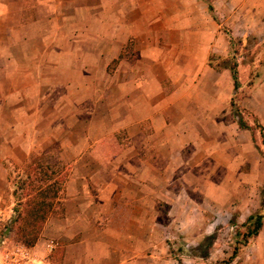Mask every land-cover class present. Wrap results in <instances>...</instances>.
Listing matches in <instances>:
<instances>
[{"label": "crops", "instance_id": "obj_1", "mask_svg": "<svg viewBox=\"0 0 264 264\" xmlns=\"http://www.w3.org/2000/svg\"><path fill=\"white\" fill-rule=\"evenodd\" d=\"M252 36L264 37V0H0V103L9 109L0 105V127L21 126L13 99L44 103L49 87H62L74 96H58L72 103L62 117L73 119L71 133L80 132L66 144L74 156L59 216L47 218L32 246L42 264L172 263L160 253L158 211L176 193L162 191V183L184 176L181 165L217 156L219 145H252L245 128L224 118L232 99L264 126V73L250 77L256 61L246 78L243 63L233 62L234 88L230 65L214 59L227 56L230 41ZM16 73L25 81H15ZM22 155L27 162L29 152ZM249 176H240L241 187L256 183ZM236 190L249 217L255 194ZM241 256L240 264H264V216Z\"/></svg>", "mask_w": 264, "mask_h": 264}, {"label": "rangeland", "instance_id": "obj_2", "mask_svg": "<svg viewBox=\"0 0 264 264\" xmlns=\"http://www.w3.org/2000/svg\"><path fill=\"white\" fill-rule=\"evenodd\" d=\"M240 40L230 41L227 56L214 57L215 61L219 65L224 63L231 65L239 60L245 67L241 70L243 77L246 78L250 72L247 64L255 60V68L251 69L250 77L260 78L264 73V37L252 36L246 42H243V39ZM20 53L18 51L17 59L22 58ZM18 64L20 69H24V62ZM14 78H16L15 81H19L20 78V82L25 81L24 76L22 80V76L20 77L18 73ZM27 79L30 81L29 78ZM18 85L21 87V83ZM48 92L49 100L44 103L35 99L21 100L20 97L13 99L9 105L11 108L18 109L20 114L18 120L21 126L18 127L17 132L15 130L9 132L8 128L0 127V218L3 222L12 223L13 209L18 206L19 199L23 198L21 201H24L30 194L34 195L36 191L34 192L33 188L42 186L39 180L41 174L38 173L40 169L30 176L34 179V183L32 185L28 183L27 165L48 164L51 168L62 166L67 170L70 169L69 164L74 152L67 149L72 145L66 144L75 141L80 132L71 133L73 119L67 116L62 117L63 113L72 109L70 106L72 103L60 101L58 96L64 93L74 97L73 92L71 90L68 92L62 87H49ZM243 95L244 90L241 93L238 92L235 97L238 100ZM0 105L5 112H8V104L1 102ZM236 105L237 107H230V112L224 118L229 122H235V109L238 108L237 113L242 115V121L250 126L245 129L240 128L249 132L252 145H219L220 153L217 156L202 159V163L197 166L181 165L180 173L185 175L179 178L184 177L185 181H179L177 178L176 183H174L175 179L169 182L170 184L162 183V191L169 190L170 186L172 187L170 189L176 193V196L167 193L165 198L160 200L161 207L158 211L161 222L160 253L163 259L166 257L174 259L169 264H240L242 248L249 239L245 241L246 238L243 236L246 232L248 213H241L239 204L245 205L247 198H233V190L237 188L239 197L240 191L244 192L246 197L250 192L251 197L255 194L256 212L250 215L261 214L260 212L264 210L263 206L260 207L264 202V182H260L264 178V168L261 167L264 164V126L250 117L244 108L240 111L241 103L236 101ZM62 107L64 108L59 111L58 109ZM82 108L88 109V102L83 104ZM30 111L34 112L33 117H26L25 115ZM41 113H47L48 117H42ZM5 120L8 121V119ZM80 128L81 125L76 127V129ZM9 142L17 145H9ZM14 146L16 150H12ZM19 147L22 149L17 150ZM113 149L112 145V148L108 147L106 151L111 153ZM24 152H29L28 157H30L27 162L22 159ZM250 163L253 165L252 169ZM246 174L252 175L249 178L254 179L256 183L244 182L251 186L241 187L240 176ZM199 177L206 181H197ZM181 186L184 189L181 192L184 195L187 192V197L179 196ZM218 186L222 191H217ZM261 215L264 216V213ZM42 230L43 227L38 238ZM9 240L10 242L20 241L15 232V223L12 225ZM204 253H206L205 256H203Z\"/></svg>", "mask_w": 264, "mask_h": 264}, {"label": "trees", "instance_id": "obj_3", "mask_svg": "<svg viewBox=\"0 0 264 264\" xmlns=\"http://www.w3.org/2000/svg\"><path fill=\"white\" fill-rule=\"evenodd\" d=\"M209 8L212 9L211 4H209ZM229 67L234 80V88H237L239 82L236 64L233 63ZM234 105L235 102L232 99L231 106L234 107ZM237 109H235V112L238 125L242 128H249L250 126L242 121V115L237 113ZM52 167L48 164L26 166L28 183L31 185L34 183V179H31L30 176H32V173L35 174L34 171L40 169L38 173L41 174L39 180L42 182V186L33 188L32 190L34 192L36 191L34 195L30 194L24 201H21L23 198L19 199L18 206L13 209L14 217L11 225L15 223V232L20 241L30 247L36 243L47 218L55 212L56 207L61 205L60 197L68 177V170L62 166L61 168ZM262 218L263 215L261 214L250 215L247 218L246 232L243 234L244 238H246L245 241L259 232L262 225ZM205 255L206 253L203 256Z\"/></svg>", "mask_w": 264, "mask_h": 264}, {"label": "built area", "instance_id": "obj_4", "mask_svg": "<svg viewBox=\"0 0 264 264\" xmlns=\"http://www.w3.org/2000/svg\"><path fill=\"white\" fill-rule=\"evenodd\" d=\"M0 218V264H42L44 257H40L30 246L21 241L10 242L12 225ZM55 244L48 241L46 249L51 252Z\"/></svg>", "mask_w": 264, "mask_h": 264}]
</instances>
